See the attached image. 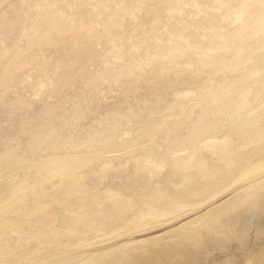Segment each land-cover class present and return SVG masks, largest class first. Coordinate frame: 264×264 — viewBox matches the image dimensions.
I'll use <instances>...</instances> for the list:
<instances>
[{
  "label": "rangeland",
  "instance_id": "rangeland-1",
  "mask_svg": "<svg viewBox=\"0 0 264 264\" xmlns=\"http://www.w3.org/2000/svg\"><path fill=\"white\" fill-rule=\"evenodd\" d=\"M91 259L264 264V0H0V264Z\"/></svg>",
  "mask_w": 264,
  "mask_h": 264
},
{
  "label": "bare ground",
  "instance_id": "bare-ground-1",
  "mask_svg": "<svg viewBox=\"0 0 264 264\" xmlns=\"http://www.w3.org/2000/svg\"><path fill=\"white\" fill-rule=\"evenodd\" d=\"M68 76H70V74H69V71H64V73H62L59 77H58V80L60 81V80H72L73 78H70V77H68ZM230 108H231V105L229 104L228 106H223L222 107V110L224 111V112H226V111H229L230 110ZM229 109V110H228ZM242 124V121H239L238 123H237V125H241ZM194 132H197V130H193ZM254 141H255V139H254ZM61 166L59 165V166H57V168L58 169H61L60 168ZM74 181V179L73 178H68L66 181H65V183H70V182H73ZM241 195L242 194H244L243 192H241L240 193ZM222 204V203H221ZM219 206V205H218ZM13 233V231L11 230L9 233H8V235H11ZM193 236L191 235V234H188V235H186V236H183L181 239L182 240H185V242H188V241H190L191 240V238H192ZM166 242H168V243H170V242H172L171 240L170 241H166ZM180 242V241H179ZM181 243V242H180ZM123 256H125L124 258L125 259H128V257H129V251H127L126 253H123ZM84 264H96L95 263V261L93 260V259H91V260H89V262H87V263H84Z\"/></svg>",
  "mask_w": 264,
  "mask_h": 264
}]
</instances>
